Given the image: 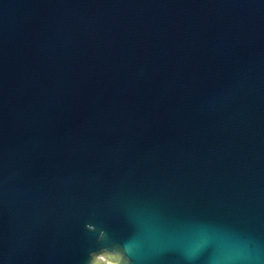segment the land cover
<instances>
[{
	"label": "water",
	"instance_id": "water-1",
	"mask_svg": "<svg viewBox=\"0 0 264 264\" xmlns=\"http://www.w3.org/2000/svg\"><path fill=\"white\" fill-rule=\"evenodd\" d=\"M0 264H264V0H0Z\"/></svg>",
	"mask_w": 264,
	"mask_h": 264
}]
</instances>
